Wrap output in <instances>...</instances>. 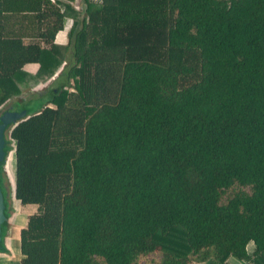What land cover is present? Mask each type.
Returning <instances> with one entry per match:
<instances>
[{
	"label": "trees",
	"instance_id": "trees-1",
	"mask_svg": "<svg viewBox=\"0 0 264 264\" xmlns=\"http://www.w3.org/2000/svg\"><path fill=\"white\" fill-rule=\"evenodd\" d=\"M73 2L0 0L20 264H264V0Z\"/></svg>",
	"mask_w": 264,
	"mask_h": 264
},
{
	"label": "crops",
	"instance_id": "crops-1",
	"mask_svg": "<svg viewBox=\"0 0 264 264\" xmlns=\"http://www.w3.org/2000/svg\"><path fill=\"white\" fill-rule=\"evenodd\" d=\"M78 1L74 0L73 7L78 9ZM77 5V6H76ZM55 44L66 45L68 43V37L65 31H60L55 35ZM61 70V67L59 68ZM26 71L33 73L35 71V66L31 65L30 68H25ZM57 76V75H56ZM49 83L38 85V88H43ZM37 89V88H36ZM36 211L34 206H20L19 202L12 198V202L8 205L9 221L5 227L7 234H5V248L0 250V264H20V246H19V233L21 229L24 228L26 219L29 215ZM7 228V229H6ZM228 264H244L243 262L236 261L232 258L228 259Z\"/></svg>",
	"mask_w": 264,
	"mask_h": 264
},
{
	"label": "rangeland",
	"instance_id": "rangeland-1",
	"mask_svg": "<svg viewBox=\"0 0 264 264\" xmlns=\"http://www.w3.org/2000/svg\"><path fill=\"white\" fill-rule=\"evenodd\" d=\"M30 67L31 65H26L24 69L25 68L27 69ZM40 83L41 82H36V83L30 82L27 87H21V89L23 90L22 95L24 96L28 93L33 94L39 91L40 88H38L37 86ZM57 84L58 83L55 82L51 87L49 86L50 87L49 92L53 91L55 89V86H57ZM6 108L4 107L1 110H5ZM1 170H2V174L0 176V190L3 196H5V198H6V195H8V198H7L8 200L7 202H5L7 205V209H8V205H10V203L12 202L13 187H14V156H13V144L12 143H8L7 145V151L5 152V158H4V162H3V166ZM4 201H6V199ZM8 221H9V217L7 218L6 222L8 223ZM5 234H7V230L6 231L4 230V233L1 236V245L3 249L5 248V239H6Z\"/></svg>",
	"mask_w": 264,
	"mask_h": 264
},
{
	"label": "water",
	"instance_id": "water-1",
	"mask_svg": "<svg viewBox=\"0 0 264 264\" xmlns=\"http://www.w3.org/2000/svg\"><path fill=\"white\" fill-rule=\"evenodd\" d=\"M25 114V110H21L19 113L15 112H6L3 115L0 116V161L2 160L3 156V146H4V141H3V130L4 128L17 121L18 119L22 118ZM13 199L14 196H13ZM6 222V219L4 217V212H3V205H2V198H1V193H0V226ZM2 248L1 245V237H0V250Z\"/></svg>",
	"mask_w": 264,
	"mask_h": 264
},
{
	"label": "flooded vegetation",
	"instance_id": "flooded-vegetation-1",
	"mask_svg": "<svg viewBox=\"0 0 264 264\" xmlns=\"http://www.w3.org/2000/svg\"><path fill=\"white\" fill-rule=\"evenodd\" d=\"M45 87H43V88H41L39 91H41V90H43ZM4 113H6V111L4 110V111H0V116L1 115H3ZM11 124H13V123H11ZM8 126H10V124L9 125H7L6 127H8ZM5 127V128H6ZM5 128H4V130H3V141L5 140L4 138H6L5 136ZM4 147V146H3ZM3 156H2V160L0 161V176H1V174H2V170H1V168H2V166H3V162H4V158H5V151H4V149H3ZM0 193H1V198H2V205H3V212H4V209H5V206L7 207V205H6V203L5 202H7V198H8V195H6V198H5V196H3V194H2V192H1V190H0ZM6 199V201H4ZM5 217V219L7 220V218L9 217V214H8V209H7V216H4ZM5 223V222H4Z\"/></svg>",
	"mask_w": 264,
	"mask_h": 264
}]
</instances>
